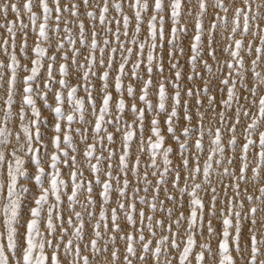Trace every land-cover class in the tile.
I'll list each match as a JSON object with an SVG mask.
<instances>
[{
    "label": "snow or ice",
    "instance_id": "snow-or-ice-1",
    "mask_svg": "<svg viewBox=\"0 0 264 264\" xmlns=\"http://www.w3.org/2000/svg\"><path fill=\"white\" fill-rule=\"evenodd\" d=\"M0 18V264H264V0Z\"/></svg>",
    "mask_w": 264,
    "mask_h": 264
},
{
    "label": "rangeland",
    "instance_id": "rangeland-1",
    "mask_svg": "<svg viewBox=\"0 0 264 264\" xmlns=\"http://www.w3.org/2000/svg\"><path fill=\"white\" fill-rule=\"evenodd\" d=\"M0 20H2V18H0ZM191 26V25H190Z\"/></svg>",
    "mask_w": 264,
    "mask_h": 264
}]
</instances>
